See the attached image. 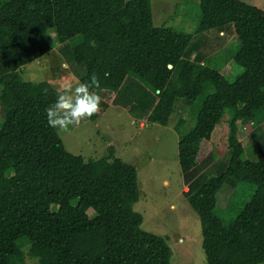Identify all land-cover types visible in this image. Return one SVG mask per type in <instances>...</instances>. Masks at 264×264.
I'll use <instances>...</instances> for the list:
<instances>
[{
  "label": "trees",
  "instance_id": "1",
  "mask_svg": "<svg viewBox=\"0 0 264 264\" xmlns=\"http://www.w3.org/2000/svg\"><path fill=\"white\" fill-rule=\"evenodd\" d=\"M200 12L195 34L234 28L233 61L243 72L232 82L201 55L191 59L192 34L154 26L150 0H0V264L25 262L22 238L37 264H171L166 239L142 230L133 210L140 198L135 167L112 149L88 161L69 153L45 116L60 91L21 81L19 71L52 50L49 30L60 45L78 38L71 60L84 69L82 82L97 78L91 91L112 92L114 104L151 124L167 126L178 99L195 101L213 86L178 142L184 195L200 219L206 264L264 263V161L244 160L238 139L242 125L264 157V10L200 0ZM225 114L227 154L216 162L210 148L201 158ZM237 182L255 191L225 227L215 214L217 194Z\"/></svg>",
  "mask_w": 264,
  "mask_h": 264
},
{
  "label": "rangeland",
  "instance_id": "2",
  "mask_svg": "<svg viewBox=\"0 0 264 264\" xmlns=\"http://www.w3.org/2000/svg\"><path fill=\"white\" fill-rule=\"evenodd\" d=\"M240 1L246 3V0ZM252 1L251 6L264 10V0ZM150 3L154 26H167L193 35L186 50L188 55H201L206 66L218 71L230 82L243 72V68L233 61L239 43L232 26L195 34L200 22V0H150ZM47 35L52 50L27 64L19 74L21 81L49 82L61 92L64 83L72 81L75 86L73 78L81 79L84 73V69L71 60V46L78 38L60 45L53 30H49ZM203 37L208 38L201 46L199 42ZM69 48L70 52H67ZM212 92L213 86L208 84L197 100L187 103L178 99L168 125L161 126L133 117L127 108L114 104L115 94L102 91L99 93L102 103L96 121L83 120L79 126H69L67 131L55 129L65 149L85 161L109 157L112 149L115 158L135 167L140 198L133 205V210L142 215V230L166 239L171 264H206L200 219L184 195L187 187L178 162V142L181 135L191 131L202 103ZM229 118V115H224L212 133L211 141L202 145L200 157L205 156L210 148L216 162L225 157ZM2 124L0 105V128ZM262 128L264 130V126ZM249 132L239 125L238 139L244 148L243 159L264 161L262 151L254 146ZM254 191V186L245 182L234 183L233 187L229 183L224 184L217 194L215 214L225 227L235 221L243 207L251 201ZM92 213L91 209L87 211L88 215ZM27 244L26 238L18 241V246L26 255L23 264H37V260L28 257L30 245Z\"/></svg>",
  "mask_w": 264,
  "mask_h": 264
},
{
  "label": "clouds",
  "instance_id": "3",
  "mask_svg": "<svg viewBox=\"0 0 264 264\" xmlns=\"http://www.w3.org/2000/svg\"><path fill=\"white\" fill-rule=\"evenodd\" d=\"M171 68V65L168 66ZM63 84L54 102L45 109L47 125L52 129L67 131L69 126H79L83 120L90 119L99 111L102 97L92 87H99L95 76L91 82H82L79 78Z\"/></svg>",
  "mask_w": 264,
  "mask_h": 264
},
{
  "label": "crops",
  "instance_id": "4",
  "mask_svg": "<svg viewBox=\"0 0 264 264\" xmlns=\"http://www.w3.org/2000/svg\"><path fill=\"white\" fill-rule=\"evenodd\" d=\"M249 1H250V2H249ZM249 1L246 0V3L251 5L253 1H252V0H249ZM220 34L223 35L224 33L221 32ZM223 36H224V35H223ZM207 38H208V37H203V38L200 40L199 44L202 46V45L204 44V42L207 41ZM193 57H195V55H191V59H193ZM186 189H187V188H185L184 190H186Z\"/></svg>",
  "mask_w": 264,
  "mask_h": 264
},
{
  "label": "built area",
  "instance_id": "5",
  "mask_svg": "<svg viewBox=\"0 0 264 264\" xmlns=\"http://www.w3.org/2000/svg\"><path fill=\"white\" fill-rule=\"evenodd\" d=\"M141 124H142V123H141ZM141 127L143 128V127H144V125L142 124V125H141Z\"/></svg>",
  "mask_w": 264,
  "mask_h": 264
},
{
  "label": "water",
  "instance_id": "6",
  "mask_svg": "<svg viewBox=\"0 0 264 264\" xmlns=\"http://www.w3.org/2000/svg\"><path fill=\"white\" fill-rule=\"evenodd\" d=\"M169 68V67H168ZM171 68H172V66H171ZM171 68H169V69H171Z\"/></svg>",
  "mask_w": 264,
  "mask_h": 264
}]
</instances>
